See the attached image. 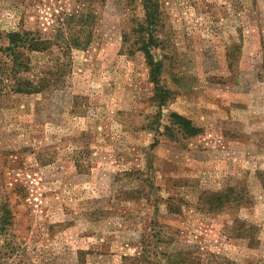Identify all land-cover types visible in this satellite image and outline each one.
Segmentation results:
<instances>
[{
	"label": "rangeland",
	"instance_id": "rangeland-1",
	"mask_svg": "<svg viewBox=\"0 0 264 264\" xmlns=\"http://www.w3.org/2000/svg\"><path fill=\"white\" fill-rule=\"evenodd\" d=\"M11 32L51 84L0 89V264H264V0H0Z\"/></svg>",
	"mask_w": 264,
	"mask_h": 264
},
{
	"label": "trees",
	"instance_id": "trees-1",
	"mask_svg": "<svg viewBox=\"0 0 264 264\" xmlns=\"http://www.w3.org/2000/svg\"><path fill=\"white\" fill-rule=\"evenodd\" d=\"M149 15L152 20L156 19L154 14L149 12ZM7 38L9 45L1 49L5 59L0 56V89L3 90L11 86L17 92L32 93L41 91L50 85L49 78L33 79L26 76L31 71V60L27 56V52L46 50L47 40L38 38L30 32H11L7 34ZM145 50L151 53L148 47ZM8 58L9 61H7ZM155 66L156 64H154ZM9 218H11V214H7L6 219Z\"/></svg>",
	"mask_w": 264,
	"mask_h": 264
}]
</instances>
